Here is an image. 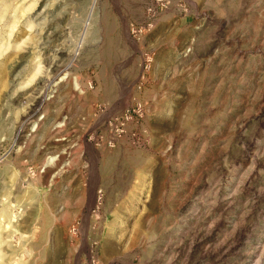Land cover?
<instances>
[{
  "label": "rangeland",
  "instance_id": "1",
  "mask_svg": "<svg viewBox=\"0 0 264 264\" xmlns=\"http://www.w3.org/2000/svg\"><path fill=\"white\" fill-rule=\"evenodd\" d=\"M0 264H264V0H0Z\"/></svg>",
  "mask_w": 264,
  "mask_h": 264
}]
</instances>
